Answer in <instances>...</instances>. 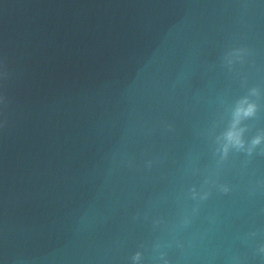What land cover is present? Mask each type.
Wrapping results in <instances>:
<instances>
[{
	"label": "clouds",
	"instance_id": "1",
	"mask_svg": "<svg viewBox=\"0 0 264 264\" xmlns=\"http://www.w3.org/2000/svg\"><path fill=\"white\" fill-rule=\"evenodd\" d=\"M254 112H255V105H248L247 108H244L243 104H241V106H239L236 109L235 115H236L237 119H239V117L241 115L249 116V115L254 114ZM227 139H228L229 142L234 143L237 146L241 145V141L239 139V135H238V133H236L234 131H230V132L227 133ZM256 142H258V141H254V143H256Z\"/></svg>",
	"mask_w": 264,
	"mask_h": 264
}]
</instances>
